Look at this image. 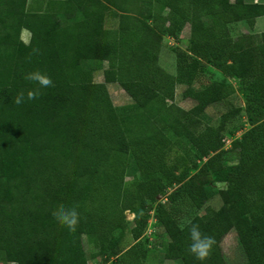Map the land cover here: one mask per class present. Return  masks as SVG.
I'll list each match as a JSON object with an SVG mask.
<instances>
[{
	"label": "trees",
	"instance_id": "obj_1",
	"mask_svg": "<svg viewBox=\"0 0 264 264\" xmlns=\"http://www.w3.org/2000/svg\"><path fill=\"white\" fill-rule=\"evenodd\" d=\"M260 14L262 5L241 0H45L38 10L27 0H0L2 262L87 264L84 235L100 264H144L142 248L120 246L127 211L133 240L150 216L161 227L168 239L163 258L171 261L163 264H224L219 243L230 230L242 264H264V32L232 36L229 29ZM109 17L116 18L113 28L104 27ZM184 24L187 44L172 45L169 74L157 63L161 39L178 43ZM103 61V80L93 82L87 65ZM208 69L222 78L204 82ZM35 70L54 86L16 105L18 92L37 87L24 79ZM107 83L131 103L113 106ZM176 84L193 101L187 110L173 103ZM235 93L242 107L221 114L215 126L201 124L208 106ZM240 108L248 127L231 130L242 132L231 141L235 157L228 164L223 123ZM214 183L223 184L220 206L189 218L216 240L200 262L188 252V230L176 216L181 204L201 208ZM61 203L77 206L75 232L52 216ZM114 230L120 233L111 248Z\"/></svg>",
	"mask_w": 264,
	"mask_h": 264
},
{
	"label": "rangeland",
	"instance_id": "obj_2",
	"mask_svg": "<svg viewBox=\"0 0 264 264\" xmlns=\"http://www.w3.org/2000/svg\"><path fill=\"white\" fill-rule=\"evenodd\" d=\"M27 0V4L33 9L38 10L42 8V5L45 0ZM39 1V2H38ZM116 18H106L104 20V27L105 28H113L115 27ZM126 24V21H125ZM188 31V25H185L182 28L180 38L181 40L178 41V43H175L172 41L169 37H162L161 39V46L158 52V60L157 63L159 67L169 73L174 74L175 73V62H174V53L171 47L174 45H177L180 49H184L186 47L187 42L185 41L186 35ZM21 39L25 41V34L21 35ZM173 45V46H172ZM106 62H89L87 65V69L91 72V79L93 82H102V71L106 68ZM204 82L208 79H216L219 80L222 78L221 74L214 70V69H208L204 71ZM193 87L197 88L201 85L194 82ZM106 90L108 92L110 101L113 106H120L124 104L131 103L130 98L127 96V94L115 83H107L105 84ZM184 84H176L174 87V99L173 103L179 107H181L184 110H187L193 105V101L189 98H183L182 97V91L184 89ZM239 108L242 107V102L238 94H234L230 96L227 99L222 100L221 102L217 104H213L211 106H208L204 114L202 115L200 121L201 124H209L212 126L217 125L220 122V115L225 113L231 108ZM245 123V116L243 113L242 108H240L238 114H236L234 117L224 121L223 123V149L227 152V162L228 164L233 163L234 161V155L235 151L234 148H232L231 141L233 138L239 137L242 130L238 131L236 133L232 132L231 130L234 127H238L240 124L243 125L242 128L248 127V125H244ZM234 133V134H233ZM187 147L191 148L190 145ZM192 149V148H191ZM170 165V164H169ZM134 170L129 169L125 173V180H128L133 175ZM223 187L222 183H214L211 186V196L209 199L204 203V205L199 208H188L184 204L179 205V212L176 216V221L178 225L180 226L182 223L187 221L189 218H191L193 215H200L203 213L204 209L206 207H209L211 209H216L220 206V198L218 194L216 193L217 190L221 189ZM159 200L163 199V196L158 197ZM124 219L128 222V225L126 226V229L122 232L121 242L120 246L126 247L129 245H136L137 247H140L144 250V256H143V263L144 264H163L167 262H171L170 260H166L163 258V252L164 248L167 243V237L163 233L160 226H155L154 224H151L149 229L150 233H143V235L140 236L139 239L133 240L129 231V228L131 226V219L133 217L132 213H129L127 211H124ZM150 218V217H149ZM148 223V221H147ZM148 225V224H147ZM147 227V226H146ZM151 228H154V231H151ZM119 230H114L112 232V235L110 236V239H108V245L111 246V248L114 245V241L117 238V235L119 234ZM81 241L86 257V263L87 264H100L102 260V256L97 254V248L93 246V244L87 242L86 237L84 235L81 236ZM152 241V242H151ZM154 241V242H153ZM219 249L221 254L223 255L224 264H242L244 261V256L241 252V250L237 246V241L235 238V234L233 230H230L225 234V236L221 239L219 243ZM2 252L0 251V263L2 262ZM111 258H109L110 260ZM108 260V261H109ZM176 264H179V261H175Z\"/></svg>",
	"mask_w": 264,
	"mask_h": 264
},
{
	"label": "clouds",
	"instance_id": "obj_3",
	"mask_svg": "<svg viewBox=\"0 0 264 264\" xmlns=\"http://www.w3.org/2000/svg\"><path fill=\"white\" fill-rule=\"evenodd\" d=\"M34 53L39 52L38 49H33ZM24 79L35 83L36 88L25 91H20L14 98L16 105L22 104L25 99L35 100L41 95L42 88L53 87L54 83L50 76L46 73H42L39 70H35L26 73ZM53 218L62 227H66L70 232H75L80 221V213L77 211V206H66L63 203L57 205L52 212ZM181 230L187 228L189 239L191 243L188 246V252L195 257L196 260L203 262L210 258L213 247L216 244V240L213 236L204 234L199 224L192 222L191 219L185 221L180 225Z\"/></svg>",
	"mask_w": 264,
	"mask_h": 264
},
{
	"label": "crops",
	"instance_id": "obj_4",
	"mask_svg": "<svg viewBox=\"0 0 264 264\" xmlns=\"http://www.w3.org/2000/svg\"><path fill=\"white\" fill-rule=\"evenodd\" d=\"M233 1L234 0H228L229 3H232ZM241 1L244 4H258V5H262L264 7V0H241ZM185 25H188V24H184V26ZM229 26H230L229 27L230 34L232 36H236L239 34L257 35L261 32H264V14H260L256 17H254L251 25H248L245 22H236V23H231ZM181 31H182V29H181ZM181 31H180V34H181ZM22 34H25V39H26L25 41H23L21 39ZM180 34H179V36H180ZM19 37L23 43H27L29 40V32L25 29H22L20 31ZM187 38H188V31H187L185 41H187ZM180 40H181V38H180ZM0 264H14V263H12V262H1Z\"/></svg>",
	"mask_w": 264,
	"mask_h": 264
},
{
	"label": "built area",
	"instance_id": "obj_5",
	"mask_svg": "<svg viewBox=\"0 0 264 264\" xmlns=\"http://www.w3.org/2000/svg\"><path fill=\"white\" fill-rule=\"evenodd\" d=\"M154 223V219H153V217L152 216H150V218L148 219V225H147V227H146V229H145V232L144 233H147V234H149L150 233V229H149V227H150V225L151 224H153ZM154 231V228H151V231Z\"/></svg>",
	"mask_w": 264,
	"mask_h": 264
}]
</instances>
